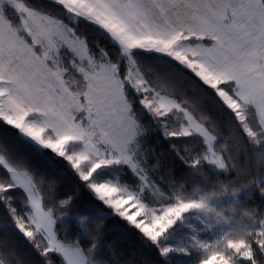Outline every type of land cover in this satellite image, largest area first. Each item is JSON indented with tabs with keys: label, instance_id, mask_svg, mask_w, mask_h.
<instances>
[{
	"label": "snow or ice",
	"instance_id": "obj_1",
	"mask_svg": "<svg viewBox=\"0 0 264 264\" xmlns=\"http://www.w3.org/2000/svg\"><path fill=\"white\" fill-rule=\"evenodd\" d=\"M0 215L38 264H115V219L159 264H264V0H0Z\"/></svg>",
	"mask_w": 264,
	"mask_h": 264
},
{
	"label": "trees",
	"instance_id": "obj_2",
	"mask_svg": "<svg viewBox=\"0 0 264 264\" xmlns=\"http://www.w3.org/2000/svg\"><path fill=\"white\" fill-rule=\"evenodd\" d=\"M90 40L99 39L98 33L91 28L81 27ZM206 110L216 120L221 127L222 136L224 140L228 139L229 129L227 127V117L223 113L218 112L214 106L209 102ZM152 151L149 153L151 157L159 161L161 168V175H168L173 173L175 178L179 180L185 175V169L179 158H177L171 151L168 143L159 137H151ZM243 163V161H241ZM62 165H56L49 162L48 178L56 185V193L62 195L64 193L70 194L74 201L82 204H88L91 201V193L80 187L69 172L62 170ZM191 183V181H189ZM191 190V189H189ZM254 204H259V199L254 200ZM103 225L106 227V235L108 237L107 243L110 246V251L115 264H126L131 261L132 264H159V257L154 248L147 245V242L142 240L139 233L128 229L127 225L119 220H104ZM10 221L0 215V241H6L10 248L14 249L19 254L24 264H38L39 257L28 246L25 239L19 236L14 231H5L4 228ZM56 258L55 256L53 257ZM187 259V257H177L171 264H179V261Z\"/></svg>",
	"mask_w": 264,
	"mask_h": 264
}]
</instances>
